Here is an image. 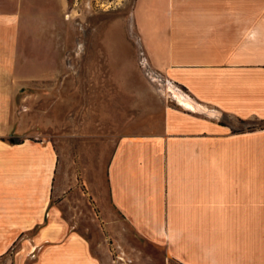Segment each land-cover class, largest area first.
<instances>
[{"label":"crops","instance_id":"0c3cea01","mask_svg":"<svg viewBox=\"0 0 264 264\" xmlns=\"http://www.w3.org/2000/svg\"><path fill=\"white\" fill-rule=\"evenodd\" d=\"M66 5L0 0V253L48 203L37 147L9 141L8 124L17 87L57 63ZM133 15L150 64L180 95L159 132L119 139L112 206L185 264H264V124L222 121L264 123V0H135ZM86 243L70 237L34 264H99Z\"/></svg>","mask_w":264,"mask_h":264},{"label":"rangeland","instance_id":"374dc122","mask_svg":"<svg viewBox=\"0 0 264 264\" xmlns=\"http://www.w3.org/2000/svg\"><path fill=\"white\" fill-rule=\"evenodd\" d=\"M134 4L67 0L52 72L17 87L7 139L37 147L39 188L48 203L37 223L6 244L0 264H34L70 237L86 241L99 264H185L163 242L133 228L109 195L108 169L119 139L159 132L179 94L150 64ZM222 121L236 129L264 124L229 116ZM41 264H50L47 257Z\"/></svg>","mask_w":264,"mask_h":264}]
</instances>
